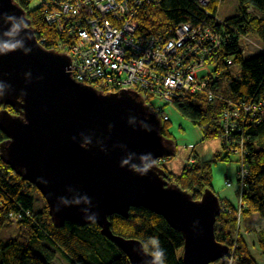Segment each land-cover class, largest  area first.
Masks as SVG:
<instances>
[{
	"label": "water",
	"instance_id": "1",
	"mask_svg": "<svg viewBox=\"0 0 264 264\" xmlns=\"http://www.w3.org/2000/svg\"><path fill=\"white\" fill-rule=\"evenodd\" d=\"M3 14L23 18L25 27L4 37L14 22ZM5 39L17 48H0V131L6 137L0 159L38 190L55 227L96 224L130 264H149L141 242L113 234L109 221L143 208L182 235L183 264H215L229 255L215 238L219 197L206 190L195 200L168 181L158 161L172 158L176 146L160 134L161 120L140 93H105L75 81L69 56L37 41L15 0H0V42ZM151 160L144 175L132 168ZM93 213L94 221L86 219Z\"/></svg>",
	"mask_w": 264,
	"mask_h": 264
},
{
	"label": "trees",
	"instance_id": "2",
	"mask_svg": "<svg viewBox=\"0 0 264 264\" xmlns=\"http://www.w3.org/2000/svg\"><path fill=\"white\" fill-rule=\"evenodd\" d=\"M15 2L26 12L37 41L45 49L56 50L57 44L65 41L61 34L45 22L43 8L33 6L32 3ZM219 2L210 0L206 10L200 8L197 0H163L149 5L136 17L137 34L169 38L171 31L182 24L196 26L204 19L209 21L207 13H218ZM222 20L227 25L228 34L233 31L250 34L264 45V0H237L235 16ZM231 57L232 63L228 65L226 61ZM209 65L214 67L209 84L217 96L264 106V54L244 57L239 53L236 40H233ZM232 65H240L237 79H233L229 72ZM93 86L106 92L97 84ZM142 97L148 105H153L149 97ZM173 105L183 117L199 128L204 140L221 138L220 118L226 108L223 100L216 98L209 101L203 95L185 94ZM7 110L15 113L10 107ZM161 123L160 134L172 140L169 120H162ZM239 129L244 137L248 176L241 196L236 188L235 197L237 202L241 199L242 203L240 222L243 230L251 234L253 246L264 256V227L255 230L247 221L257 216L264 223V118L259 122H246ZM5 139L0 131V143ZM222 148L225 152L223 145ZM229 156L226 153L223 158L219 155L216 160L202 161L193 153L179 175L163 168L170 183L199 200L204 191L214 192L211 173L213 162L228 161ZM219 200L221 212L214 227L216 241L230 251L235 248L233 264H260L252 256L245 235L239 231L237 204L225 198L219 197ZM109 221L115 235L140 242L157 237L165 251V264H183L182 235L173 230L162 217L139 208L131 209L127 219L114 215ZM5 228H13L14 235L0 242V264H53L59 256L66 264H130L124 253L101 235V229L96 224L82 226L66 222L62 227H55L47 204L38 190L22 181L0 159V234ZM237 233L239 237L234 239Z\"/></svg>",
	"mask_w": 264,
	"mask_h": 264
},
{
	"label": "built area",
	"instance_id": "3",
	"mask_svg": "<svg viewBox=\"0 0 264 264\" xmlns=\"http://www.w3.org/2000/svg\"><path fill=\"white\" fill-rule=\"evenodd\" d=\"M32 3L44 10L48 26L61 34L56 51L70 58L68 72L82 84L96 85L108 92L133 90L151 101L158 98L166 105L175 103L185 94H199L209 101L226 103L220 121L221 144L225 152L235 155L239 164L236 188L241 196L248 176L245 163L244 137L240 125L259 122L264 118V106L244 100L223 99L210 87L213 71L208 68L224 47L233 40L239 53L264 54V45L250 34L226 32V23L218 13H207L196 26L182 24L171 31V37L138 35L135 22L147 6L163 0H15ZM206 10L210 0H197ZM253 13L252 10H248ZM60 35V36H61ZM232 57L226 62L232 63ZM206 72V75L199 76ZM157 116L163 110L150 106ZM167 121L168 117L161 118ZM238 136H240L238 138ZM231 187L229 182L225 183ZM238 226H241V199L237 202ZM28 214V213H27ZM234 250L220 259V264L234 263Z\"/></svg>",
	"mask_w": 264,
	"mask_h": 264
},
{
	"label": "rangeland",
	"instance_id": "4",
	"mask_svg": "<svg viewBox=\"0 0 264 264\" xmlns=\"http://www.w3.org/2000/svg\"><path fill=\"white\" fill-rule=\"evenodd\" d=\"M34 6V4H33ZM237 0H220L218 4V16L222 19H228L236 14ZM257 53H252L246 57L255 56ZM208 68L213 71V65H208ZM229 72L233 79H237L240 74V65H232L229 68ZM206 75V72H202L199 76ZM98 89V88H97ZM106 91L105 93H107ZM147 104V103H146ZM152 104L155 108L163 110V114L158 117H168L170 127L169 133L176 146L175 155L167 160H161L158 162L159 167L163 166L175 175H179L185 165L188 163L192 154L195 153L202 161L216 160L217 156L225 157L226 153L223 151L221 141L219 138L204 140L199 128L195 126L190 120L183 117L178 108L173 105H166L158 98L152 100ZM150 106V105H149ZM164 169V168H163ZM165 170V169H164ZM239 170V164L235 155H230L228 161L217 160L212 164V187L215 194L220 198H225L231 201L233 204H237V198L235 197V189L237 184V172ZM226 182L231 184V187L226 186ZM251 224L250 218L248 220ZM259 224L258 220L256 222ZM258 228V226H257ZM243 224L239 227V231L245 235V239L250 244L251 254L255 260L260 264H264V256L253 246V238L245 233L243 230ZM14 235L13 228H5L0 234V242H5L7 239ZM237 233L234 239L239 236ZM53 264H66L64 260L59 256L55 259ZM215 264H220L216 262Z\"/></svg>",
	"mask_w": 264,
	"mask_h": 264
},
{
	"label": "clouds",
	"instance_id": "5",
	"mask_svg": "<svg viewBox=\"0 0 264 264\" xmlns=\"http://www.w3.org/2000/svg\"><path fill=\"white\" fill-rule=\"evenodd\" d=\"M3 18L6 22H14L12 30L9 32H4V37H10L13 35V33L16 31L18 27H25L23 18L15 17L14 15L9 14H3ZM0 48L5 49L7 51H13L17 48V45L14 43L8 42L7 39H5L3 42H0ZM23 95V94H22ZM150 156V155H149ZM149 157H142V159H148ZM125 164L127 161L124 162ZM154 161L151 160V163H145L143 164V167L135 166L133 165L132 168L134 171L141 173V175H144L147 173V171L152 167ZM89 204L90 199L88 198ZM87 212V210H86ZM95 214H91L89 216H86V219L89 220H95ZM142 249L144 252L148 253L151 256V261L149 264H165V251L160 245V241L157 237H150L146 241H141Z\"/></svg>",
	"mask_w": 264,
	"mask_h": 264
},
{
	"label": "crops",
	"instance_id": "6",
	"mask_svg": "<svg viewBox=\"0 0 264 264\" xmlns=\"http://www.w3.org/2000/svg\"><path fill=\"white\" fill-rule=\"evenodd\" d=\"M256 220H258V222H259V224H257V223H254V222H256ZM250 221H252V226H253V228L255 229V230H259V229H261V228H263L264 227V223L261 221V220H259L258 218H257V216H253L252 217V219L250 220ZM257 226H258V228H257ZM250 236H251V234H249ZM252 237V236H251ZM253 238V237H252Z\"/></svg>",
	"mask_w": 264,
	"mask_h": 264
}]
</instances>
